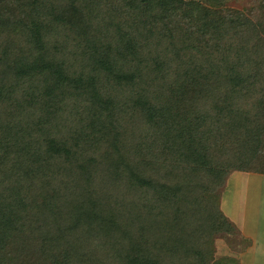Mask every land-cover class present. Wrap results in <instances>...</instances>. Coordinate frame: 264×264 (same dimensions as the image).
<instances>
[{"label": "trees", "instance_id": "1", "mask_svg": "<svg viewBox=\"0 0 264 264\" xmlns=\"http://www.w3.org/2000/svg\"><path fill=\"white\" fill-rule=\"evenodd\" d=\"M198 1L0 0V264H217L239 236L219 190L264 176V0Z\"/></svg>", "mask_w": 264, "mask_h": 264}, {"label": "rangeland", "instance_id": "2", "mask_svg": "<svg viewBox=\"0 0 264 264\" xmlns=\"http://www.w3.org/2000/svg\"><path fill=\"white\" fill-rule=\"evenodd\" d=\"M143 4L147 3V0H138ZM164 4H168L171 8L173 0H160ZM179 1V0H174ZM184 3H189L198 0H180ZM200 2V0L198 1ZM247 0H230L228 2L220 3L218 5L207 4L202 2L203 6H209L213 9L225 8L231 14H238L244 11ZM99 7L96 6L93 14L101 15L98 13ZM115 14H109V17L113 18ZM113 16V17H112ZM96 27V25H95ZM109 29L110 34H107L108 40L111 41L115 37L121 36L120 31L117 32L115 27H106ZM125 35H127L125 33ZM76 44V43H75ZM123 54H127L124 49ZM166 79L162 78V82ZM218 207L220 212L238 228L243 226L245 221L248 220L252 223L258 234V241L262 243L264 240V176L256 174H248L243 172L231 173L224 182V185L219 190ZM243 224V225H242ZM235 226V229L237 230ZM238 231V230H237ZM239 236H229L227 234H218L211 239L212 249V262L217 264H241V259L248 261L244 254L250 249V241L243 238L239 232ZM249 248V249H248ZM250 260V256L248 257ZM235 261V262H234ZM243 264H250V262H243Z\"/></svg>", "mask_w": 264, "mask_h": 264}, {"label": "crops", "instance_id": "3", "mask_svg": "<svg viewBox=\"0 0 264 264\" xmlns=\"http://www.w3.org/2000/svg\"><path fill=\"white\" fill-rule=\"evenodd\" d=\"M252 223L245 221V224L243 226H239V228L236 226L239 234L250 241V249L247 251L244 256H246L247 260L250 262V264H264V240L262 243H259L260 241L258 239V234L253 226H250ZM250 256V260L249 257ZM241 259V264L243 262H248Z\"/></svg>", "mask_w": 264, "mask_h": 264}]
</instances>
